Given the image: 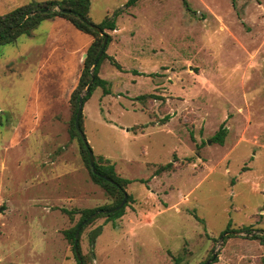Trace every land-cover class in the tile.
Returning a JSON list of instances; mask_svg holds the SVG:
<instances>
[{
  "label": "rangeland",
  "instance_id": "rangeland-1",
  "mask_svg": "<svg viewBox=\"0 0 264 264\" xmlns=\"http://www.w3.org/2000/svg\"><path fill=\"white\" fill-rule=\"evenodd\" d=\"M31 1L45 0H0V15ZM126 1L90 0L95 24L120 9L106 30L120 68L101 62L110 93L83 103L82 130L131 198L85 224L82 263L264 264V0ZM93 40L56 16L0 45V264H78L64 231L81 214L62 209L114 203L71 133Z\"/></svg>",
  "mask_w": 264,
  "mask_h": 264
},
{
  "label": "trees",
  "instance_id": "trees-1",
  "mask_svg": "<svg viewBox=\"0 0 264 264\" xmlns=\"http://www.w3.org/2000/svg\"><path fill=\"white\" fill-rule=\"evenodd\" d=\"M136 2L137 0H127L124 6L125 7L134 6ZM182 2L186 6V8L189 10L190 8L186 0H182ZM56 7H58V9ZM89 8H90V0L31 1L29 3L17 6L9 10L3 15H0V45L14 42L16 38L20 36L21 34H30L31 31L35 27H37L38 24L42 20L46 18H50V17H56V16L62 17L68 20L77 30L90 34L94 37V40L91 42V44L88 46L86 50V56L84 57V60H83L82 71H81V74L78 80V84H77L76 89L73 91L71 95V101L73 103V115L71 119V133L78 137V140L80 143V152H81L83 160L85 161V163L87 164L89 168V172L92 177V180L96 182L97 184H99L105 190L106 193L114 196L115 200L112 205H109V206L106 205V206H102L98 208L79 209V210L77 209L68 210L65 208L62 209L71 218L73 217V214L77 212L81 214L79 221L73 227L66 229L64 231V235L72 244H74V233L78 225L86 217H88L90 214H92L94 211L98 209L106 210V209L117 206L123 198L124 187L128 183L131 182L130 179L119 176L114 169V164L110 163L108 159L102 156H98L96 160L94 161L95 167L98 172L111 178L114 183L107 181L105 178H102L101 176L94 174L89 164L88 147H86L84 143L82 142L78 132L75 129V125H74L75 113H76L78 99H79V92L84 87H86V85L90 81V77H91L90 69L92 67V64L95 58L97 57L101 49L104 34H107L108 36L107 44L110 42L111 36L108 33H106V30L114 31L116 29V17L119 15V11H120V9L114 10L111 13V15H107L102 21L95 24L91 22L89 17L87 16L89 12ZM79 15H82L83 17H85L92 24L97 25L100 29L103 30V34H100L93 27H91L88 23L84 22L79 17ZM107 44H106V47H107ZM104 59H109L113 65L120 68V65L117 63V61H115L113 57H111V55H108L106 53V48H105L100 59L95 65V68L93 71L94 81L90 86L89 92L83 97V103L89 98L93 90L98 86L102 88L103 94L110 93V89L107 86L108 81L98 75L100 64ZM134 72L137 73V71H134ZM145 97H153V95L152 94L138 95L136 98L138 100H144L143 98ZM169 117H170L169 115L165 114L160 119V122L161 123L166 122L169 119ZM79 125H80V128L82 129V114L79 119ZM226 132H227L226 127H224L223 124L220 125L218 130L212 136V140L220 144H223ZM172 166H173L172 161L159 165L154 170L153 175H158L162 172L169 171L172 169ZM130 198L131 196L129 195L127 202L130 200ZM125 206H126V203L120 209L114 212H111V213L102 212V213H99V215L105 214L108 217H114V218L119 217L124 213ZM93 219L94 218L90 219L85 224H88ZM85 224L81 226L79 230V235L81 234V231L84 228ZM228 229L229 227H227L223 232L227 231ZM245 230L249 231L250 229L246 227ZM99 232H100V227H97L91 230L89 233L88 239H89L91 250L94 247L95 239L97 235L99 234ZM220 235H222V233ZM261 238L264 239V236H262ZM72 248L74 251V246ZM78 249H79V242H78ZM74 256H75L77 263L79 264V261L76 258L75 252H74ZM214 260H216V257Z\"/></svg>",
  "mask_w": 264,
  "mask_h": 264
},
{
  "label": "water",
  "instance_id": "water-1",
  "mask_svg": "<svg viewBox=\"0 0 264 264\" xmlns=\"http://www.w3.org/2000/svg\"><path fill=\"white\" fill-rule=\"evenodd\" d=\"M58 9V7H57ZM79 17L86 23H88L91 27H93L96 31H98L100 34H103V30L100 29L97 25L95 24H92L91 22H89L85 17H83L82 15H79ZM107 39H108V36L107 34H104L103 35V42H102V45H101V49L97 55V57L95 58L93 64H92V67L90 69V73H91V77H90V81L88 82V84L86 85V87L84 88V91H83V94L79 96V99H78V104H77V109H76V113H75V119H74V125H75V129L76 131L78 132L82 142L84 143V145L86 147H88V156H89V164H90V167L92 169V172L98 176H101L102 178H105L107 181H110L112 183L113 180L107 176H105L104 174H101L100 172L97 171L96 167H95V164H94V154L91 150V148L89 147V144L87 142V139L84 135V132L83 130L80 128V125H79V119H80V116L82 114V110H83V97L89 92V89H90V86L91 84L93 83L94 81V75H93V71H94V68H95V65L97 64L98 60L100 59L102 53L104 52L105 48H106V44H107ZM86 56V53L84 54V57ZM210 142V141H208ZM127 201V193L123 190V198L122 200L120 201V203L113 207V208H109V209H106V210H101V209H98L96 211H94L92 214H90L88 217H86L79 225L78 227L76 228L75 230V233H74V252H75V255H76V258L78 259L79 261V264H83L82 263V260H81V255H80V252H79V249H78V235H79V230L81 228L82 225H84L87 221H89L90 219L94 218L96 215H98L99 213L101 212H107V213H111V212H114L118 209H120ZM223 238L220 237V240ZM216 253H214L212 255V257L206 261L204 264H210L213 259L216 257Z\"/></svg>",
  "mask_w": 264,
  "mask_h": 264
}]
</instances>
